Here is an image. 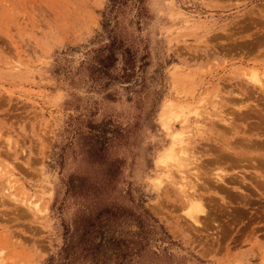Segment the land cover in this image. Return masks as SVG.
I'll use <instances>...</instances> for the list:
<instances>
[{
  "label": "rangeland",
  "instance_id": "374dc122",
  "mask_svg": "<svg viewBox=\"0 0 264 264\" xmlns=\"http://www.w3.org/2000/svg\"><path fill=\"white\" fill-rule=\"evenodd\" d=\"M255 72L264 0H0V264H264ZM175 130L202 158L188 180L229 157L235 182L198 198L215 222L157 163Z\"/></svg>",
  "mask_w": 264,
  "mask_h": 264
},
{
  "label": "bare ground",
  "instance_id": "6f19581e",
  "mask_svg": "<svg viewBox=\"0 0 264 264\" xmlns=\"http://www.w3.org/2000/svg\"><path fill=\"white\" fill-rule=\"evenodd\" d=\"M250 79V78H249ZM261 79V78H260ZM260 79L258 78V76H257V72H255V73H253L252 74V84L253 85H258L263 91H264V81H260ZM251 81V80H250ZM241 97V96H240ZM235 104V103H234ZM174 104H171V105H168L167 106V110H166V112H165V117H167L166 119H167V121L168 122H171V119L172 118H177L178 116H179V114H178V112L176 113V109H175V107L178 109V107H179V105L178 106H173ZM180 107H181V105H180ZM237 107V106H236ZM182 108V107H181ZM181 108H179V109H181ZM259 106H258V104H254V107H252V105H251V102H250V99L249 100H246V101H244V104H240L236 109H237V111L239 112V115L237 116L238 117V119L239 120H248V118H249V115H246V116H244V114H243V112L244 111H247V112H252L254 109H257L258 111H260L259 110ZM244 110V111H243ZM249 113V114H250ZM253 113V112H252ZM261 114H262V116L264 117V111H262L261 112ZM181 115V114H180ZM230 116H232V115H230ZM216 117H218V119L217 118H215V120H219V121H223L224 123H228V125L233 129V134H238V133H240V130L238 129V127H237V124H238V122L237 121H235V119H237V118H234V117H231L229 120H227V118L225 117V115H221L220 113H218L217 115H216ZM237 119V120H238ZM215 120H212V122L213 121H215ZM216 121V122H217ZM181 122V121H180ZM243 124V123H242ZM227 125V126H228ZM170 126V125H169ZM166 128V127H165ZM226 129V128H225ZM217 132V131H216ZM252 133V132H251ZM250 133V134H251ZM215 134H217V133H215ZM232 134V135H233ZM218 135V134H217ZM219 136V135H218ZM252 136V135H251ZM221 137V136H220ZM220 137H218V139H217V141L220 143V149H221V151H230V150H234V146L232 147L230 144L231 143H227L225 140H223L222 138H220ZM189 138H190V136H189ZM171 140H172V142L170 143V145L168 146V148L166 149V152H164V154L163 155H161L159 158H158V160H157V163L158 164H163L164 165V167L165 166H167V168H169L168 166H169V164H171V166H173V167H176L177 168V170L183 175L184 173V169L186 168V167H188L189 165L190 166H192V167H194V170H196V171H198V168H200L201 167V164L200 163H198V161H201L202 160V158L200 157V155L197 153V149H196V147H194V144H192V143H190V141H189V139H188V137L187 136H184L183 134H182V132H179V131H173L172 132V134H171ZM216 140V139H215ZM245 142H246V140H245ZM248 142V141H247ZM241 143V142H240ZM243 144V143H242ZM255 144H256V142H255ZM241 145V144H240ZM261 145V144H260ZM249 146V145H248ZM251 146V145H250ZM249 146V147H250ZM257 146H259V144L258 145H256V147ZM216 147V146H215ZM248 147V148H249ZM252 147H255V146H253L252 145ZM251 147V148H252ZM260 147V146H259ZM217 148V147H216ZM253 150V149H252ZM264 151V150H263ZM242 153V152H241ZM225 154V153H224ZM224 154H222V155H218L217 157H215L216 159L214 160V158H213V160L216 162V163H218V166H216L215 168H211V166H209L210 165V163H212V161L211 160H209V162L208 163H206V162H204V164L203 165H205L206 166V168L204 169V175L203 176H206V178H205V180L202 182V183H200L199 184V182H201V181H199L200 180V176H201V173L199 174V172L200 171H198V174L200 175H198V174H196V172H195V174H194V179H191V180H188V176H182V175H180V176H182L181 178L185 181L186 179H187V183H189V192H188V195H190V197H191V199H192V202H191V204H192V206H191V208H190V210H189V213L192 215V216H194L196 213H201V214H204V216H206V217H208L209 219H213V221L215 222V220H214V218L213 217H211V214L209 215V211L207 210L208 208H206V205L204 204V202L201 200H199V199H201V198H203L202 197V193H201V191H200V189L202 188V189H204L203 190V192L205 191V192H207V191H212L213 189L214 190H216V193H220L221 191L222 192H226L225 191V188H224V186H220V185H215V188H213V186H214V184L213 183H217V182H222V183H226V184H228L229 182H235L234 181V179L232 178V177H230L229 179H228V177H227V173H228V171L226 170V168H225V164H223V162L227 159L228 160V158L229 157H227V155H224ZM244 154V153H243ZM217 155V154H216ZM246 155V154H245ZM224 159V160H223ZM206 160V159H205ZM213 161V162H214ZM230 161V160H229ZM202 162V161H201ZM199 164H200V167H199ZM212 165V164H211ZM223 165V166H222ZM229 165L233 168L234 166H235V164L234 163H229ZM238 166V165H237ZM202 167H204V166H202ZM202 167H201V169H202ZM209 167V168H208ZM211 168V170H210V172L209 171H206L207 169H210ZM231 168V169H232ZM188 169V168H187ZM213 170V171H212ZM212 171V172H211ZM264 170H262L261 172H263ZM259 172V171H258ZM242 178V177H241ZM202 179V178H201ZM203 180V179H202ZM213 180H215L214 182H213ZM229 181V182H228ZM236 181H237V179H236ZM245 181H246V178L245 177H243L242 178V180H241V182H243V183H245ZM256 181H257V183L255 182V184H253V182H252V185H253V187H255V189H257L258 191H260L261 193H264V173H260V179H256ZM186 183V182H185ZM182 184V183H181ZM257 187V188H256ZM213 188V189H212ZM238 188V187H237ZM240 189V188H239ZM187 190V189H186ZM185 190V191H186ZM245 191V190H244ZM222 192H221V195H223L222 194ZM229 192V191H228ZM246 192V191H245ZM185 193H187V192H185ZM215 193V192H214ZM260 193V194H261ZM229 194H231V193H229ZM233 194V193H232ZM231 194V195H232ZM246 194V193H245ZM217 195V194H216ZM189 197V196H188ZM199 198V199H198ZM220 198H222V197H220ZM190 199V200H191ZM219 199V198H218ZM243 199L246 201V199H247V196H243ZM187 200H188V198H187ZM229 200V199H228ZM226 202V201H225ZM231 202V200L229 201V203ZM240 203V202H239ZM242 203V202H241ZM240 203V204H241ZM233 204V203H232ZM199 216V215H198ZM201 216V215H200ZM195 219V218H194ZM207 219V218H206ZM212 219H211V221H212ZM217 222V221H216ZM201 223V222H200ZM206 226V225H205ZM217 226H218V224H217ZM207 227V226H206ZM219 227V226H218ZM208 228V227H207ZM221 228L219 227L218 228V230H220ZM220 238V234H217V236H215V238L216 239H218V238Z\"/></svg>",
  "mask_w": 264,
  "mask_h": 264
},
{
  "label": "trees",
  "instance_id": "16d2710c",
  "mask_svg": "<svg viewBox=\"0 0 264 264\" xmlns=\"http://www.w3.org/2000/svg\"><path fill=\"white\" fill-rule=\"evenodd\" d=\"M140 223V222H139ZM138 244H141V242L139 241ZM137 245V244H136ZM138 249L141 248V245H137Z\"/></svg>",
  "mask_w": 264,
  "mask_h": 264
}]
</instances>
